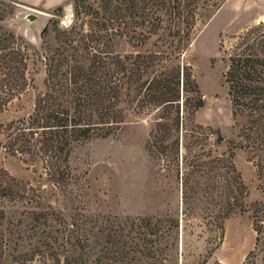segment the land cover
Wrapping results in <instances>:
<instances>
[{
    "label": "trees",
    "instance_id": "1",
    "mask_svg": "<svg viewBox=\"0 0 264 264\" xmlns=\"http://www.w3.org/2000/svg\"><path fill=\"white\" fill-rule=\"evenodd\" d=\"M7 1L8 4L0 0V22L6 17L9 4H20L18 0ZM224 1L72 0L71 24L63 27L56 20L50 22L56 25L54 46L44 44L48 31V24L45 25L41 30L44 49L36 55L29 52L21 37L12 32H0V113L29 86L30 65L35 66L40 60L46 73V90L36 97L30 114L7 124L5 149L19 155L27 165L40 161L48 180L58 190L66 192L70 174L68 158L74 143L107 136L110 129L123 124L130 113L145 115L152 109L159 112L162 108L159 104L167 102L174 109L179 132L180 91L183 93L182 110L184 105L196 110L203 101L189 66L176 61L190 47L201 12L217 8ZM152 36L161 41L163 50L148 54L137 52L124 59L115 50L118 38L143 43ZM132 58L134 61L129 68L124 60ZM227 60L223 78L232 115L234 119H241L240 146L248 147L264 175V21L234 37ZM156 61L159 70H146ZM189 86L196 92L191 96L194 100L184 95ZM157 114L161 115L155 118L157 122L165 119L163 110ZM160 124L165 126L161 132L166 135L169 125ZM195 133L198 139L210 137V132L204 134L203 129ZM184 138L178 134L173 147L160 146L158 151L171 155L167 158V171L179 184L181 214L190 217L201 213V218L214 221L221 230L229 215L245 209V184L231 162V152L214 155L211 146L205 149L203 145L197 152L191 151V146L184 144ZM214 141L220 143L223 138L218 133ZM204 156L210 159L204 160ZM262 206V202L251 204L259 235L264 232ZM39 208L45 207L41 205L38 189L16 180L0 167V264H7L11 242L16 246L21 243L29 246L28 253H24L29 257L22 260L25 264H102L98 259L94 263V259L87 260L85 253L92 248L85 240L77 237L70 241L69 234L77 229L76 224L47 221L49 217L57 219L58 215L52 212L54 208L48 206L43 211ZM26 220L33 223L29 227L31 233L23 236L21 226ZM143 224L147 222L141 221L140 225ZM171 228V224L165 227L167 235ZM108 236L112 244L119 245L114 233L108 232ZM175 245L174 240L166 239L155 245V250L146 249L145 255L159 259V264H170L162 255ZM117 252L125 254L127 251L123 252L122 248Z\"/></svg>",
    "mask_w": 264,
    "mask_h": 264
},
{
    "label": "rangeland",
    "instance_id": "2",
    "mask_svg": "<svg viewBox=\"0 0 264 264\" xmlns=\"http://www.w3.org/2000/svg\"><path fill=\"white\" fill-rule=\"evenodd\" d=\"M71 1L63 0L50 9L9 4L6 17L0 22V32H12L25 41L29 52L41 53L44 49L42 28L48 24L44 44L56 45V25L50 22L56 20L60 26H69L72 22ZM30 14L35 15V19L29 20ZM199 16L190 47L176 62L189 66L203 105L196 110L184 105L182 110L183 93L180 91L179 132L174 109L166 102L159 104L162 107L159 112L163 110L166 115L161 122L169 125L166 135L161 132L165 126L155 120L161 115L152 109L145 115L130 113L123 124L111 128L105 137L74 143L68 158L70 174L66 192L58 190L48 180L40 161L27 165L19 155L5 149L7 124L26 118L33 110L36 97L46 90L45 67L40 60L35 66L30 65L32 81L29 86L0 113V167L16 180L38 189L41 205L51 206L52 212L58 215L57 219L49 217L47 221L76 224L77 229L69 234L70 241L77 237L85 240L84 243L92 248L90 252L87 249L85 256L88 254L87 260L94 259L93 263L98 259L102 264H159V259L145 255L146 249L153 251L155 245L171 239L177 246L162 255L170 264H264V232L260 235L256 232L251 207L254 202H262L264 209V175L248 147L240 146L242 139L238 135V126L241 119H234L232 115L223 78L234 37L264 21V0H225L217 8L203 10ZM163 49L156 36L143 43L129 38H118L115 43V50L122 59L137 52L148 54ZM133 61L132 58L124 63L128 62L130 68ZM157 64V61L153 62L146 70H159ZM195 93L189 86L184 95L194 97ZM202 129L204 134L210 132V137L198 139L195 132ZM218 133L223 138L220 143L214 141ZM178 134L185 137L184 144L190 145L191 151L197 152L203 145L205 149L211 146L214 155L232 153L231 162L246 187V206L243 212L229 215L221 230L214 221L201 218V213L190 217L181 214L179 184L167 171V158L171 155L158 152L160 146L173 147ZM203 159L210 158L204 156ZM45 208H39V211ZM172 218L175 221L169 220ZM39 221L44 219L41 217ZM141 221L147 224L140 225ZM32 223L26 220L21 226L23 236L31 233ZM170 224L171 232L167 235L164 230ZM40 228L44 229V226L40 225ZM108 232L114 233L115 239L119 240L118 246L111 243ZM122 248L123 252L127 251L125 254L117 252ZM28 249L26 243L18 246L9 243L7 255H10L6 257V263L25 264L22 260L28 259L29 255L24 254Z\"/></svg>",
    "mask_w": 264,
    "mask_h": 264
},
{
    "label": "crops",
    "instance_id": "3",
    "mask_svg": "<svg viewBox=\"0 0 264 264\" xmlns=\"http://www.w3.org/2000/svg\"><path fill=\"white\" fill-rule=\"evenodd\" d=\"M18 1L20 2L21 5L23 4L26 6H41L44 9H50L53 6L61 3L63 0H18Z\"/></svg>",
    "mask_w": 264,
    "mask_h": 264
},
{
    "label": "water",
    "instance_id": "4",
    "mask_svg": "<svg viewBox=\"0 0 264 264\" xmlns=\"http://www.w3.org/2000/svg\"><path fill=\"white\" fill-rule=\"evenodd\" d=\"M28 19H29V20H33V19H35V15H33V14L28 15Z\"/></svg>",
    "mask_w": 264,
    "mask_h": 264
}]
</instances>
